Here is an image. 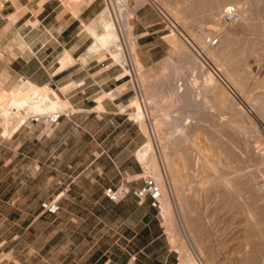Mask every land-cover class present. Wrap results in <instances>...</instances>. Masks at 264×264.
<instances>
[{
    "label": "rangeland",
    "instance_id": "1",
    "mask_svg": "<svg viewBox=\"0 0 264 264\" xmlns=\"http://www.w3.org/2000/svg\"><path fill=\"white\" fill-rule=\"evenodd\" d=\"M58 1L63 5L62 8L69 10V12L61 13V14L51 13L45 17V20L47 21L52 20L54 19V16H56V18L58 17L66 20L71 18L72 16L77 15V14L74 15L70 10L71 7H73L72 6L73 3H75L74 0H72L74 2L72 1L68 2L69 0L67 1L63 0L64 2L62 0H58ZM100 1L102 2V7H101L102 9L105 6V1L104 0H100ZM119 1L127 3L128 8L130 9V11L133 12L132 16L129 19V23L132 29L130 33L131 38H129L127 41V44L130 43L133 44L134 46L135 53L133 56H137L138 59L139 57L144 58L145 56L151 57V60L149 58L143 60L139 59L141 64L139 73L150 77L154 73H156L160 68L166 66L168 62L167 60H171L173 64L178 66L177 69L174 68L178 72L174 71V69L171 70L169 68H168V72L166 71L164 72H166L167 74L171 72H175L173 74L171 73V76L170 74L168 75L170 77L169 81L172 80L169 83H171V86L173 85L174 87L176 86V89L178 90L184 87L185 85L184 82L187 83L190 80L192 81L196 80V83L198 84L197 85L198 89H200L201 87H203V84L205 82L204 79L206 77L205 74L207 75L206 72L209 70V72H212V74L214 75L215 82H214V86L212 85L214 88L211 86L212 89L211 91L212 94L215 95L216 100L213 101L212 103L210 102L208 105L207 104L203 105L204 107L202 108V112L205 114L207 118L204 116L205 118L201 120L200 124L202 125V127L211 123L213 118H216V121L217 120L222 121L224 124L225 122L223 120L227 119V117L229 116L230 117L232 116V112L235 111L236 106L241 107L240 109H242V111H240L239 116L240 119L242 117L241 121H243L245 124L248 123L249 120H252L255 123H259L260 121L264 122V116H262V114H260L256 110V108H252L253 105L249 100V98L261 96L262 93H264L263 92L264 84H261V80L262 79L264 80V73H263L264 71L263 69L264 68L263 67L264 66V12L263 11H261L258 8L259 13L257 12L256 14L257 19L255 18V21L256 20L257 21L256 23L255 22L252 23V25L250 24V26H253L255 24L254 26L255 28L252 27L249 30L250 33L239 32L235 40L237 38L238 39L236 41L234 40L237 43H239L240 41L250 42V44L251 43L253 44L252 47H254L253 48L254 50L250 49L251 52L248 53L249 55L246 53L245 55L242 56L243 59L241 58L240 61L234 62V64L232 63L233 65L230 64L226 69H224L225 66L222 65L223 67L222 68L221 64L217 65L216 61L210 60L211 58H209L204 51H201L202 49L199 47V45L197 46V43L193 38L195 33L196 34L200 33L203 30H205L204 31L205 35H206V31L209 32L211 31L212 34L217 32L218 27L216 28L212 24L206 23L204 18L207 16L209 12L213 10L217 12L219 9L220 11L221 6L217 9L212 8V10L210 9L211 7L209 9L208 8L206 9L207 6L205 7V9L203 8L196 10L191 5L193 3L192 2L193 0L192 1L166 0L169 4L168 6L169 10L166 7H163V9L167 11L166 12L165 10L162 9V5L160 3L158 4L159 0L158 1L143 0L145 5L151 6L152 8H154V10L156 9V11L161 10L162 12L163 11L166 12L165 14L167 15V17L171 21L174 20L175 28L180 33L178 34L179 37L178 36L177 37L183 41V45H185V47L191 50V52L194 54L196 58L194 62H187V61L185 62V60L184 61L181 60V55L178 53L177 50H175V48L169 43L168 39L166 38L170 34H172L173 31L176 30L173 27H170L171 25L169 23H166L165 20L163 21L161 19V16L159 17L156 12L155 14L157 16L158 23L155 25V27L159 28V30L155 32L154 36L146 39L145 45H141L140 47L137 44V41L135 40L136 35L133 33V26H132L134 9L137 6L136 0H134V5H133V0H119ZM206 1L207 0H205V2ZM65 2L67 3L66 6H65ZM184 2L185 4L189 2V4H187L189 5V7L185 5ZM243 2L250 3L247 5L251 6L253 3L256 2V0H245V1L243 0ZM175 3L178 9L177 15L171 14L172 10H170V8H172L170 6L171 5L173 6ZM180 6L182 8H185L183 13ZM95 14H93V16ZM217 14L218 13H216V15ZM0 15H2V17H0V22H2L5 20L6 21L14 20L16 19V17H18L21 14H17V13L7 14L6 12H3L0 13ZM28 15L29 14H27V16L24 17V21L29 25H35L37 24L38 20H40L39 18H37V15L34 13L30 14L29 17ZM40 15L43 16L44 14H40ZM202 16H205L203 17L204 21H201ZM170 17H172V19ZM87 23H83V25ZM83 25L81 24V28H80L82 30H83ZM235 25L236 24L229 27H231L232 29L234 27H235L234 29L236 28L238 29L239 26L237 25L235 26ZM227 27L228 26H226V28ZM223 28L224 30L226 29L225 26ZM82 32H84V30ZM219 33L220 31L218 32V34ZM223 35L226 36V31H224ZM87 37H88L86 40L87 45L82 51L83 55H86L85 52L87 50V47L88 45H90L92 41L89 35H87ZM124 41L126 40L124 39L122 40L123 45L125 43ZM187 41H189L190 44ZM127 44L125 43V45ZM219 45L216 47V49L219 48ZM150 46H151V53H147L146 49H148ZM214 49L211 50L213 51ZM102 55L103 54H101L100 56H88V55L87 56L89 58L92 57L99 60V58ZM129 57L130 56H128L127 59ZM103 58L104 60L101 62L103 63V65L104 64L107 66L113 65L119 68L121 73L124 74V78L127 80L126 82L127 85L126 84L125 85L122 84V86L119 85L115 89L111 90L109 93H104V96L105 95L113 96L115 90L118 91L120 88L123 89L124 87L125 88L130 87V91H127L126 94L123 96L125 98V105H122V107H120L119 110L124 111L125 116L130 118V120L132 121L133 119L131 118L130 114L134 113L136 110L129 103L131 99L135 96H138V98L141 99L142 102L141 104L143 106L142 109L144 110V114H146L144 116L145 118L144 121L146 120L145 123L147 124V127H149L148 134L151 135L150 136L151 139L153 137L152 139L153 148L157 147L156 149H154V151L157 153L160 147L164 144V142L167 141L164 133L162 132L163 130L158 131L156 130V127H154L155 125H153L155 119L150 113L151 111H153L152 107H150L151 103L146 98L147 96L144 90H142L138 85L139 83L138 80H140L139 78L140 74L137 75L138 73L133 72V70H131V73L125 72L124 68L120 63L114 62V60L109 57L102 56L100 59ZM128 60H127L128 63H125L124 67L127 66L126 68L130 70V68L132 67V58L130 57V59ZM178 68L181 70H179ZM234 72H236L235 74L238 73L237 75L239 78L237 79L242 86V87L240 86V88H238L237 85L235 86V84L231 82L230 79L228 78L227 74L229 73L233 74ZM235 74L233 75L237 77V75ZM21 80L23 79L20 78L14 80L9 85L18 83L17 81H21ZM153 81L155 80L153 79ZM9 85L5 86L0 82V88L5 89L9 87ZM165 88H167V86ZM234 88H236V90ZM58 96L63 98L60 95V93H58ZM163 97L167 99L166 96ZM163 97H161L162 98L161 100H163ZM221 97L223 98V100ZM228 98H233L236 106L234 104L231 105L230 103H228L229 101L226 102L227 100H229ZM165 99L163 101L164 103L167 104L168 107L171 108V105L174 104V107L172 106L171 109L169 108L171 114L173 113L172 116L174 119H177V117L179 119L180 118L179 116L182 115L180 121L181 120L182 121L187 120L189 122L197 121V118L195 116V111L193 108L179 107L178 104L176 106L175 103L171 104L169 102L168 103L165 102ZM219 99H221L224 102L222 101L219 102L220 101ZM227 105L230 106L228 107ZM183 113L184 114L186 113L187 115L186 114L184 115ZM147 114L148 115L151 114V115L148 116ZM209 114L211 115L210 117ZM38 124L40 123L31 122V123H27V126H29L31 129L34 128L36 129L39 126ZM135 125L139 127L136 123ZM50 126L44 127L42 125L41 127L47 129ZM257 128H259L258 125ZM149 129L151 131H149ZM225 130H223L224 135L220 136L221 137L220 139H222V141L227 140L229 137L227 135L233 132L230 129H225ZM202 131L203 130L196 131L195 134H193V139L195 143L198 145L201 154H205L209 157L214 156V159L217 162L219 161L220 163H225L227 161L226 159H228L226 157L228 152L225 153L226 151L225 152L223 151L224 149L223 147H222L223 149L220 146L218 147L214 146L215 148H213V146L210 147L209 144H206V141L204 140V133ZM155 132L157 133V135ZM140 133H141V139L138 144V146L139 145L140 146L139 147L137 146L138 149H136L137 147L135 148L136 151L134 150L135 152L133 155L137 161H138L137 159L138 150L147 140L146 137L147 135H145V132H142V130L140 129ZM0 134H2L1 126H0ZM232 135L233 133L230 134L231 136L230 138L231 141L233 142L232 145L236 147L235 149L237 150L238 153V159L243 161L242 165L244 166V169L246 170L248 169L249 171L251 170L250 173H255V174L258 173L256 175L257 176L256 180H258L256 184H261L263 182V193L261 192L260 193L264 194V169H262L258 161L259 160L258 158L260 157L257 153V149L259 147H257L255 144H253L254 146H252V143L248 144L249 141L247 139L245 140V138L243 139L242 136L239 134L238 135L235 134L234 136ZM154 136L157 137V141ZM153 140L157 144H154ZM245 141H248L247 142L248 145L247 144L245 145L246 143ZM250 142L252 141L250 140ZM166 144L167 143H165L164 145ZM213 149L216 150L214 151ZM220 150H222L223 152ZM227 156H229V154ZM171 158L175 163L179 176L183 180H186V175H185L186 172L182 168L180 159L173 153H171ZM236 160L237 159L231 162L232 164L229 171L231 173L229 175L234 174V170L236 168L235 167L232 168V165L233 166L238 165ZM29 163L31 166H33L34 162L30 160ZM139 165L141 166L140 172L133 176V178H135V181L137 183L140 182L142 176L146 174L149 175L147 173L148 171H146L147 168L145 167V165H142L140 163ZM199 167L196 172L194 171V175H193L194 178L192 177L193 178L192 181H194L195 183L191 182V185L189 184L188 186L189 187L191 186L190 188L194 189L196 194V197L193 200V205H192L193 210L191 212L192 214L191 218H193L194 223H196L199 228V233H200L199 243L203 247L202 249L205 254L204 255L203 252L202 254H200L201 256L200 261L203 264H264V259H263L264 231L263 232L257 231L256 224H253L254 222L253 220L255 221L258 220L257 221L258 223H262V224L264 223V205H263L264 198L262 200L256 198L257 200L254 207L256 213L253 216V219L248 218L247 215H246L247 217L243 215L244 213L240 211V208L238 209L234 206L231 200L232 196L229 197L227 193L226 194L224 193L225 192V190H223L224 188L221 187L219 183H217L218 177L217 179L215 178L216 173H214V171L210 167L204 166L203 164L201 165V168ZM46 168L48 169V167ZM257 168H260L259 172H253L254 170L256 171ZM51 174H52L51 172L49 173L47 171L46 172L42 171L34 175L33 173H29L28 174L29 177L25 181L26 185L22 189L21 188L17 189V185L15 184V182L13 183L11 182L10 189H6L5 188L7 184V181H5L6 179H0V261H7L10 264H101L105 258L110 256V259L112 260L110 264H114L115 262L118 261H120L123 264L126 263L129 264L131 263L129 257L132 254H134L136 255V259L134 260L135 263H138L140 261L147 262L150 264L180 263V257L178 256L179 254H177V252L173 249L171 245V242L169 240V235L166 231V226L164 224L165 220L161 215V202L160 204L158 203V206H150V207L142 206L135 210H132L133 206L130 203H122L121 201H117V202L101 201V203H93L92 201L93 199H95L94 195L97 194V190L93 188L91 185L82 181L78 183H74L73 187H71L67 191V193H69L68 195L69 197H64L63 199H57L56 195L50 194L52 190L46 189L45 191H43L41 189L42 184L45 181L48 182L47 181L48 177ZM5 175L6 174L0 172V178L1 177L4 178ZM8 177L11 178L10 174H8ZM212 178L213 179L215 178L216 180L215 179L213 180ZM209 181H211L210 183L211 185H213V187L210 185ZM213 183L214 184L217 183V184L214 185ZM202 184H204V186ZM188 186L186 188H189ZM252 191L257 193L255 189ZM255 193L254 196L256 197ZM11 194L22 196L21 199L23 200L24 203L16 205L15 207H11L5 204L4 200L6 196ZM55 197L59 202V209L55 212H48L42 210L40 206V202L44 200L47 201ZM35 200L37 201L35 202ZM73 200L78 201L79 203L75 204ZM135 201L138 202L136 197H135ZM20 216H26V217L23 220H21ZM11 218H13V220ZM130 225H134L135 227H133V229H129L128 226ZM177 225L179 229L181 228V233H182L184 229H182L183 227H180V225L178 224V220H177ZM182 235L184 236L185 238L184 240L186 243L190 242L187 243V245H191L192 243L188 238H186L187 236L185 232L184 234L182 233ZM201 240H203V242ZM193 246L194 245L192 244L188 248L189 251H191V254L197 258L199 254L196 248H195L196 250L195 254L192 253V251H194ZM262 260L263 262H261Z\"/></svg>",
    "mask_w": 264,
    "mask_h": 264
},
{
    "label": "bare ground",
    "instance_id": "2",
    "mask_svg": "<svg viewBox=\"0 0 264 264\" xmlns=\"http://www.w3.org/2000/svg\"><path fill=\"white\" fill-rule=\"evenodd\" d=\"M70 1L72 0H69L68 2ZM74 1L77 2L78 0H74ZM104 1H105V6L98 12L95 18L91 20L89 23L83 25V30L85 34L89 35L92 40L90 45L87 47L85 56L87 55L88 56H100L101 54H103L102 55L103 57L112 58L114 62L120 63L122 67L124 68L125 72L131 73V70H133V72L138 73L137 75L140 74L139 75L140 80H138L139 83L138 81L137 83L140 86V88L144 90L147 96L146 98L151 103L150 107H152L153 111H151L150 113L155 119V120L153 119L154 120L153 125H155L154 127H156V130L158 131L163 130L162 132L164 133L166 141H167V142H164V144L165 143L167 144L166 145L163 144L157 153L154 151V149H156L157 147L153 148V143H152L153 137L151 139L150 137L151 135L148 134L149 127H147V124L145 123L146 120L144 121L145 119L144 116L146 114H144V110L142 109L143 106L141 104L142 103L141 99L138 98V96H135L131 99L129 104L132 105L136 111L130 114V116L135 121V123L140 127L142 132H145V135H147L146 136L147 140L143 143V145L138 150L137 159L140 164L145 165V167L147 168L146 171H148L147 173L151 175L150 177L154 180L155 184L158 186V189H159L158 199H159V204L161 202V215L163 216L165 220L164 224L166 226V231L169 235V240L171 242V245L173 249L177 252V254H179L178 255L180 257L179 264H203L200 261L201 260L200 254H202L203 252V249H202L203 247L199 243L200 242L199 228L197 224L194 223L193 218H191L192 217L191 212L193 210L192 209L193 200L196 197V194H195L194 189L190 188L191 186L189 187L188 185L189 184L191 185V182H194L192 181V179L194 178L193 176L194 171L196 172L199 166H200L199 168H201V165L203 164L204 166L210 167L214 171V173H216L215 178L217 179L218 177L217 183H219L221 187L224 188L223 189L225 190L224 193L225 194L227 193L229 197L232 196L231 200L234 206L238 209L240 208V211L244 213L243 215L245 216L247 215L248 218L253 219V216L256 213L255 212L256 210H254L256 200L257 199L262 200L264 198V194H261L263 193V182L261 184H256V182L258 181L256 180L257 178L256 175L258 173L256 174L250 173L251 170L249 171L247 169L248 170L247 171L246 169H244V166L242 165L243 161L238 159V153H237V150L235 149L236 147L232 145L233 142L231 141L230 134L233 133L232 136H234L235 134L237 135L239 134L242 136L243 139L244 138L245 140L247 139L249 142L245 141L246 142L245 145L248 142V144L252 143V146H254L253 144H255L257 147H260L263 139L259 131V128H257L258 123H255L252 120H249V122L245 124L243 121H241L242 117L240 119V116H239L240 111H242V109H240L241 107L235 105L233 98H228L229 100L226 101L225 99V101L226 102L229 101L228 103H230L231 105L234 104L236 106L235 111L232 112V116L231 117L229 116L230 118L227 117L228 120L225 119L226 121L223 120L225 122L224 124L222 121L220 120L216 121V118H213V120L215 121L212 120L211 123L202 127V125L200 124L201 120H203L206 117L205 114L202 112V108L204 107L203 105L204 104L208 105L210 102L212 103L213 101L216 100L215 95H213L211 91L212 90L211 86L212 85L214 86V82H215L214 81L215 77L212 74V72H209V70L207 72L204 71L207 73V75L205 74L206 76L204 79L205 82L203 84V87L201 88L199 87L200 89H198V86H197L198 84L196 83V80L195 81L190 80L191 82L190 81L189 82L186 81L187 83L184 82L185 84L184 87L182 86L183 88L179 90L176 89V86L174 87L173 84H172L173 86H171V83H169L172 80L169 81L170 77L168 75L170 74L171 76V73L173 74L175 72H171L169 74L166 73L168 72V68L173 70L174 68L177 69L178 67L175 64H173L171 60H167L168 61L167 65L160 68L156 73H154L150 77L139 73L141 64L137 56H133L135 53L134 46L133 44H130V43L127 44L128 39L131 38L130 33L132 29L129 23V19L132 16L133 12L130 11L127 3L125 2H121L119 0H104ZM192 2L193 3L191 5L196 10L203 9V8L205 9L206 6H207L206 9L207 8L209 9L211 7L210 8L211 10L212 8L217 9L221 6V10H222V7L228 3H232L236 5L238 9L239 19L235 23L237 26H239L238 29L237 28L234 29L235 27L232 29L229 26L226 28V26L221 21V18H220L221 10L219 11V9H218L219 12L218 11L216 12L215 10L211 11L212 13L209 12L210 14L209 13H208L209 15L207 14L208 17L205 15L207 18L205 16H202L201 21L205 20L206 23L212 24L216 28L218 27L217 32L220 31L219 34H221V35L218 34V41L214 45H208L207 43H205V40H204V37L206 35H209L211 31L210 32L206 31V35L204 33L205 30L197 34L195 33L194 36L192 35L197 43V46L199 45V47L202 49L201 51H204L205 54H207L208 57L211 58L210 60L216 61L217 65L221 64V67L222 65L225 66L224 69H226L230 64L232 63L234 64V62L240 61L241 58L243 59L242 57L243 55L251 52V50L254 48L252 47L253 45L252 43L250 44V42H246V41H240L241 43L240 42L237 43L235 41L238 38L236 40L235 38L239 32H249V30L255 26V24L253 26H250V24L252 25V23L254 22L256 23L257 20L255 21V18L258 12V8L264 12V0H256V2L253 3L251 6L247 5L250 3L243 2V0H210V1L207 0L206 2L205 0H193ZM136 3H137L136 5H140L141 3H144V1L136 0ZM159 3L162 5V9L163 7H166L167 9L169 8L168 7L169 4L166 0H159L158 4ZM176 3L173 6L172 5L170 6L172 7L170 8V10H172L171 14L173 15H177L178 13ZM66 4L67 3L65 2V6ZM187 4H189V2ZM187 6L189 7V5ZM74 9H75L74 7H71L70 10L75 15L76 12L74 11ZM181 10L183 13L185 8L181 7ZM216 13L218 14L216 15ZM172 17L170 18L172 19ZM203 17H205L204 20H203ZM224 26L226 28L225 30L223 28ZM224 31H226V36L223 35ZM178 34L180 33H178L177 31H173L172 34H170L166 38L168 39L169 43L175 48V50H177L178 53L181 55V60L183 61L185 60V62L186 61L194 62V60L196 59L194 54L191 52V50L185 47V45H183V41L178 38L179 37ZM123 39L126 40L124 42L127 45H125V43L124 45L122 44ZM218 45H219V48L216 49ZM211 49H214V50L212 51ZM128 56L132 58V67L130 66L131 67L130 70L126 68L127 66L124 67V64L128 63L127 60L130 59V57L127 59ZM71 60H72V57L70 53L68 52V50H66L60 59V64H61L60 66L63 67L68 62L70 63ZM176 69H174V71H177ZM235 73L236 72H234L233 74ZM233 74L232 73L227 74L228 78L230 79L231 82L235 84V86L237 85L238 88H240L241 84L237 79L239 78L237 75L238 73L235 74L237 75V77L234 76ZM153 79L155 81H153ZM17 82L18 83H15L14 85H11L8 88H5L3 91H0V118H1L0 126L2 127V136H6L8 134L10 135V133H12L14 129H16L19 125H21L22 122L24 121L26 122L31 117H39V116H43V115H46L52 112H65V111H69V109L71 110L67 100L59 97L57 91L54 88L50 87L48 84L37 85V84H33L30 81L24 80V79L21 81H17ZM261 84H264L263 79L261 80ZM166 86L167 88H165ZM234 89L236 90V88ZM103 96H104V93L99 95L96 98V100L99 101L101 98H103ZM163 96H166L167 99H165V97ZM161 97H163V100L165 99V102L167 103L168 102L171 104L175 103L176 106L178 104L179 107L193 108L195 111V116L197 118V121L195 122L194 121L189 122L187 120L180 121L182 115L179 116L180 117L179 119L177 117L178 120L174 119L172 116L173 113L171 114L169 110L170 107H168L167 104L164 103L163 100H161L162 99ZM219 100H220L219 102H221L223 98L222 100L221 99ZM249 100L251 101L253 105L252 108H256V110L260 114H262V116H264V93H262L261 96L249 98ZM172 106L174 107V104L171 105V108ZM227 106L229 107L230 105H227ZM151 114L149 115L147 114V115L150 116ZM177 115H174V116H177ZM210 116L211 115L209 114V117ZM224 128L230 129L233 132L231 133L229 132L230 134L228 135L226 134L227 136H229L228 139L222 141V139H220L221 138L220 136L224 135L223 134V130H225ZM200 130H203L202 132L204 133V140L206 141V144H209L210 147L213 146V148L218 147V146H220L221 148L223 147L224 148V149L222 148L223 151L224 152L226 151L225 153L228 152L227 155L229 154V156L226 155V157L228 158L226 160L227 161L229 160L228 162L226 161L225 163H220L219 161L217 162L214 159V156L209 157L205 154H201V152L199 151L198 145L195 143L193 139V134H195L196 131H200ZM149 131L151 130L149 129ZM154 137L157 141V137L156 136ZM248 138L252 142H250ZM154 144H157V143L154 141ZM171 153L175 154L180 159L182 168L186 172L185 174L186 180H183L179 176L175 163L173 159L171 158ZM257 153L260 157L258 158L260 166L262 167V169H264V155L259 152V148L257 149ZM235 159H237L236 161L238 165L236 166L232 165V168L235 167L236 169L234 170L233 175H229L231 173L229 172L231 168V164H232L231 162L234 161ZM260 168H257V170L256 171L254 170L253 172H259ZM210 182L211 181H209V183ZM202 185L204 186V184ZM187 186L189 188H186ZM211 186L213 187V185ZM254 189L256 190L257 193L252 191ZM254 193L256 194V197L254 196ZM177 220H178V224L180 225V227H183L182 229L185 230V231L183 230L182 233L184 234L185 232L187 236L186 238H188L191 241V243L194 245L193 246L194 248L190 247L194 249L192 253L195 254V251L197 250L199 254L198 256L199 258L198 257L196 258L195 256H193L191 254V251H189L188 247L191 246L192 244L187 245V243H190V242H187V243L185 242L184 240L185 238L181 233V228L180 229L178 228ZM253 221H254L253 224H256L257 231L263 232L264 226L262 225H264V223L263 224L258 223L257 222L258 220L257 221L253 220ZM201 241L203 242V240ZM261 262H263V260Z\"/></svg>",
    "mask_w": 264,
    "mask_h": 264
},
{
    "label": "crops",
    "instance_id": "3",
    "mask_svg": "<svg viewBox=\"0 0 264 264\" xmlns=\"http://www.w3.org/2000/svg\"><path fill=\"white\" fill-rule=\"evenodd\" d=\"M62 6L58 0H0V13L21 14L14 20L0 22V82L8 86L21 78L43 85L51 80L52 87L71 108L47 129L41 124L36 129L21 124L9 136L0 134V172L6 174L0 179H6V189H10L11 182H15L17 189H22L29 173L47 171L52 174L41 189L52 190L50 194L56 195L57 199L69 197L67 191L74 183L82 181L97 190L93 203L108 202L111 200L102 193L105 186L125 182L132 189L141 184L142 180L137 183L133 178L141 169L133 156L140 146L141 133L135 121L119 110L125 105L123 96L130 87L120 88L113 96L96 100L102 93L125 85L124 74L113 65H103L104 58L98 60L82 54L88 37L80 29L81 24L95 17L102 2L78 0L72 5L77 16L66 20L54 16L52 20H45L48 14L69 12ZM155 12L158 14L156 9L144 3L134 9L133 33L140 47L159 30L155 27L158 23ZM32 13L40 19L35 25L24 21V17ZM66 50L72 60L62 67L60 59ZM146 52L151 53V46ZM148 58L151 60L150 56L139 57L140 60ZM30 160L34 162L33 166ZM21 198L20 195H7L4 203L15 207L24 203ZM119 201L130 203L132 210L151 206L148 197L137 202L131 192ZM25 217L20 216V219ZM128 227L133 229L135 226ZM129 259V264H150L135 263L136 255ZM111 261L109 256L101 264H110ZM0 264L10 263L0 261Z\"/></svg>",
    "mask_w": 264,
    "mask_h": 264
},
{
    "label": "built area",
    "instance_id": "4",
    "mask_svg": "<svg viewBox=\"0 0 264 264\" xmlns=\"http://www.w3.org/2000/svg\"><path fill=\"white\" fill-rule=\"evenodd\" d=\"M157 12H158L159 17L161 16V19L163 21L165 20L166 23H169L171 27H173L177 31L174 25L175 22L171 21L167 17L164 11L162 12L161 10H157ZM220 18H221L222 23L225 26L234 25L239 19L238 9L236 5L232 3L225 4L222 7ZM204 40H205V43H207L208 45L216 44L218 41V32L210 34V35H206L204 37ZM187 42L189 43V41ZM46 84H48L50 87L53 86V83L51 80H48ZM68 112L69 111L52 112V113L40 116L39 118L31 117L29 120H27L26 122L24 121L21 124L27 125V123L37 122V123H40L41 125L50 126L54 124L61 115H66L68 114ZM258 125H259V131L263 139L262 144L259 147V152L264 155V122L260 121ZM141 180H142L141 184L132 189H130L129 186L125 182H118L116 184L107 185L102 189V193L107 199L113 202H116V201L123 199L129 192H131L139 202H141L145 197H148L149 203L151 206H158V203H159L158 186L155 184L154 180L147 174L142 176ZM40 206L42 210H45L48 212H55L59 209V204L56 198H52L47 201L46 200L41 201ZM130 258L134 259L135 255L132 254Z\"/></svg>",
    "mask_w": 264,
    "mask_h": 264
}]
</instances>
